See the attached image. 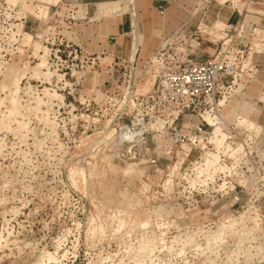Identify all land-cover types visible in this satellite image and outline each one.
<instances>
[{
  "label": "rangeland",
  "instance_id": "374dc122",
  "mask_svg": "<svg viewBox=\"0 0 264 264\" xmlns=\"http://www.w3.org/2000/svg\"><path fill=\"white\" fill-rule=\"evenodd\" d=\"M96 1L0 0V264H264V0ZM189 40L228 74L171 124Z\"/></svg>",
  "mask_w": 264,
  "mask_h": 264
},
{
  "label": "built area",
  "instance_id": "2783aa9c",
  "mask_svg": "<svg viewBox=\"0 0 264 264\" xmlns=\"http://www.w3.org/2000/svg\"><path fill=\"white\" fill-rule=\"evenodd\" d=\"M177 30L178 28L175 32ZM183 40L185 43L186 39ZM187 45L192 49L179 60L177 69L158 81L156 96L150 95L146 98L147 103L157 99L160 115L164 114L169 118L171 124L188 109L199 108L201 104L214 100L216 93L224 86L228 74V67L216 57L203 60L191 58L195 55L194 50L200 47L197 41L189 40Z\"/></svg>",
  "mask_w": 264,
  "mask_h": 264
},
{
  "label": "crops",
  "instance_id": "0c3cea01",
  "mask_svg": "<svg viewBox=\"0 0 264 264\" xmlns=\"http://www.w3.org/2000/svg\"><path fill=\"white\" fill-rule=\"evenodd\" d=\"M141 1L142 0H137V7H136L137 10H138V12L141 11L140 14H142L144 12L145 7L148 8V9L151 8V7L153 8V4H151L152 2L150 4L145 5ZM150 1H159V0H150ZM96 2H97L96 0H82V3L81 4L87 10L86 13H88V10H89L88 8H90V6L94 5ZM155 3L157 4V2H155ZM97 6H98L99 12L100 11L107 12V11H109V10L112 9L113 2H97ZM172 10H168V12L166 14V17L163 16L164 19L160 18V16H159L160 14L158 15V13H157L158 11L157 12L155 10L154 11H150V13L159 22H156L155 25L149 23L150 25H147L145 27L146 32H149L150 34H152L150 36L157 37L158 36V33L160 31H162L163 29L168 30V32L169 31H172L179 24V20H180V18L182 16V13L181 12H178V11H175L174 12V10L173 11ZM146 11L149 12L148 10H146ZM142 15H140V18L142 17ZM143 17H144V15H143ZM163 21H165L166 23L163 22ZM141 22H143V20H141ZM163 24H164V27L165 28H163V27L161 28V26H163ZM150 41L151 40L149 39V37H148V39L146 38V40H145V38L143 39V43L141 44V46L144 49L143 52H147L149 50H152L155 46H157L156 45V44H158V41L157 40H155V42H153V43H151ZM133 53H134V51L132 50V55H133ZM145 58L146 57H141V58L139 57V59H142V60H144Z\"/></svg>",
  "mask_w": 264,
  "mask_h": 264
},
{
  "label": "bare ground",
  "instance_id": "6f19581e",
  "mask_svg": "<svg viewBox=\"0 0 264 264\" xmlns=\"http://www.w3.org/2000/svg\"><path fill=\"white\" fill-rule=\"evenodd\" d=\"M134 48V47H133ZM204 118L206 119V121H208L214 128H213V134H214V137L216 138L218 135H216L215 133H214V129H215V127H217V134L219 133V126H218V122H216L217 121V119L216 118H213V117H211L210 115H208V114H205L204 115ZM135 128H137V127H135ZM135 128H133V129H127L126 127H124L123 129H122V131L119 133V138L120 139H122V138H128V137H131L132 135H134L136 132H137V130L135 129ZM135 129V130H134Z\"/></svg>",
  "mask_w": 264,
  "mask_h": 264
}]
</instances>
